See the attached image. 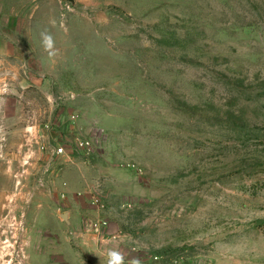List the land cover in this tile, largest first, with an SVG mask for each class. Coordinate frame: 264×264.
Segmentation results:
<instances>
[{
    "label": "rangeland",
    "instance_id": "rangeland-1",
    "mask_svg": "<svg viewBox=\"0 0 264 264\" xmlns=\"http://www.w3.org/2000/svg\"><path fill=\"white\" fill-rule=\"evenodd\" d=\"M0 264H264V0H0Z\"/></svg>",
    "mask_w": 264,
    "mask_h": 264
},
{
    "label": "built area",
    "instance_id": "built-area-1",
    "mask_svg": "<svg viewBox=\"0 0 264 264\" xmlns=\"http://www.w3.org/2000/svg\"><path fill=\"white\" fill-rule=\"evenodd\" d=\"M73 144L80 151H87L88 153H90L93 150V142L88 138L78 137L75 139ZM54 154L63 160L62 164L68 163L71 160L70 154L67 153L66 145L56 148ZM60 179H62V177H60ZM61 188V196L63 198H66L68 194L69 184L65 179H62L61 181ZM92 203L97 207V209L105 210V204L102 200L101 194L98 191H95V193H93ZM85 226V231L81 233V236H83L86 232V235L94 236L95 240H98L100 242L105 241V237L107 235L106 231L109 228L108 220H106L105 218L89 219Z\"/></svg>",
    "mask_w": 264,
    "mask_h": 264
},
{
    "label": "water",
    "instance_id": "water-1",
    "mask_svg": "<svg viewBox=\"0 0 264 264\" xmlns=\"http://www.w3.org/2000/svg\"><path fill=\"white\" fill-rule=\"evenodd\" d=\"M70 1H74V0H70ZM63 217L64 219H66V221H69V215L67 212L63 214Z\"/></svg>",
    "mask_w": 264,
    "mask_h": 264
},
{
    "label": "clouds",
    "instance_id": "clouds-1",
    "mask_svg": "<svg viewBox=\"0 0 264 264\" xmlns=\"http://www.w3.org/2000/svg\"><path fill=\"white\" fill-rule=\"evenodd\" d=\"M46 40H47V42H48V44L50 46V44H51L50 38H46Z\"/></svg>",
    "mask_w": 264,
    "mask_h": 264
},
{
    "label": "crops",
    "instance_id": "crops-1",
    "mask_svg": "<svg viewBox=\"0 0 264 264\" xmlns=\"http://www.w3.org/2000/svg\"><path fill=\"white\" fill-rule=\"evenodd\" d=\"M62 179L64 180L65 178L64 177H62ZM66 180V179H65Z\"/></svg>",
    "mask_w": 264,
    "mask_h": 264
}]
</instances>
